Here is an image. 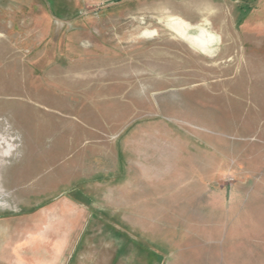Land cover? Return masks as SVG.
Wrapping results in <instances>:
<instances>
[{
    "label": "rangeland",
    "instance_id": "rangeland-1",
    "mask_svg": "<svg viewBox=\"0 0 264 264\" xmlns=\"http://www.w3.org/2000/svg\"><path fill=\"white\" fill-rule=\"evenodd\" d=\"M256 183L264 0H0V264H225Z\"/></svg>",
    "mask_w": 264,
    "mask_h": 264
},
{
    "label": "crops",
    "instance_id": "crops-1",
    "mask_svg": "<svg viewBox=\"0 0 264 264\" xmlns=\"http://www.w3.org/2000/svg\"><path fill=\"white\" fill-rule=\"evenodd\" d=\"M244 187L246 190V186ZM251 191L249 195L257 192L261 197L253 198L252 201L243 198L225 202V221H222L221 226L224 230L221 237L223 245L220 248L210 249L208 259L216 261L220 255L221 258L225 259V264H241L245 260L247 261L250 256L264 254V236L254 229V215L256 216L264 208V200H262L264 185L256 183ZM214 227L218 228L217 225ZM209 238L212 239L213 237L209 236Z\"/></svg>",
    "mask_w": 264,
    "mask_h": 264
}]
</instances>
